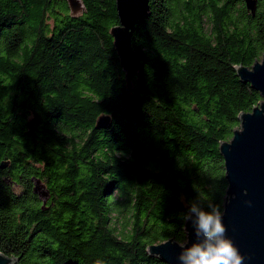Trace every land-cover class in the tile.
<instances>
[{"label":"trees","instance_id":"trees-1","mask_svg":"<svg viewBox=\"0 0 264 264\" xmlns=\"http://www.w3.org/2000/svg\"><path fill=\"white\" fill-rule=\"evenodd\" d=\"M0 0V252L17 264H165L191 203L221 209L218 143L259 100L236 77L264 54V0H148L126 83L114 0ZM100 115L105 128H94ZM31 177L47 190L42 205ZM125 211L121 231L113 216Z\"/></svg>","mask_w":264,"mask_h":264},{"label":"water","instance_id":"water-1","mask_svg":"<svg viewBox=\"0 0 264 264\" xmlns=\"http://www.w3.org/2000/svg\"><path fill=\"white\" fill-rule=\"evenodd\" d=\"M65 1L72 14L80 11L79 0ZM242 1L246 11L253 15L257 0ZM114 5L117 24L109 29V35L128 84L130 77L138 72V59L130 46V37L136 21L148 15V0H114ZM233 70L239 81L258 92L260 100L249 111L237 115L238 125L230 138L218 143L226 182L221 211L226 235L244 256L243 264H264V54L249 67L236 64ZM109 122L108 115H100L94 128H105ZM6 165L7 161L0 162V169ZM31 181L32 193L43 205L47 190L38 178L31 177ZM187 215L190 218L183 222V242L168 238L147 245L146 253L165 264H183L178 258L182 251L180 245L197 239L193 225L195 214L188 212ZM0 264H17V258L0 252Z\"/></svg>","mask_w":264,"mask_h":264},{"label":"clouds","instance_id":"clouds-1","mask_svg":"<svg viewBox=\"0 0 264 264\" xmlns=\"http://www.w3.org/2000/svg\"><path fill=\"white\" fill-rule=\"evenodd\" d=\"M249 205L251 204L248 201ZM189 213L195 214L193 221L196 240L187 245H180L182 251L178 258L183 264H243L244 256L232 239L226 235L220 207L212 202L207 208L193 202ZM190 215H184L188 220Z\"/></svg>","mask_w":264,"mask_h":264},{"label":"rangeland","instance_id":"rangeland-1","mask_svg":"<svg viewBox=\"0 0 264 264\" xmlns=\"http://www.w3.org/2000/svg\"><path fill=\"white\" fill-rule=\"evenodd\" d=\"M126 214L127 213L125 211H123L122 213H120L116 216H113L112 221L114 222L116 232L121 231V224H122V221H123Z\"/></svg>","mask_w":264,"mask_h":264}]
</instances>
